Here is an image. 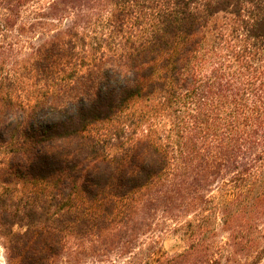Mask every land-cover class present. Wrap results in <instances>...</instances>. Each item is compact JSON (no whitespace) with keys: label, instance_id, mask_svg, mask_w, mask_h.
I'll use <instances>...</instances> for the list:
<instances>
[{"label":"trees","instance_id":"obj_1","mask_svg":"<svg viewBox=\"0 0 264 264\" xmlns=\"http://www.w3.org/2000/svg\"><path fill=\"white\" fill-rule=\"evenodd\" d=\"M0 244L4 264H259L264 0H0Z\"/></svg>","mask_w":264,"mask_h":264},{"label":"rangeland","instance_id":"obj_2","mask_svg":"<svg viewBox=\"0 0 264 264\" xmlns=\"http://www.w3.org/2000/svg\"><path fill=\"white\" fill-rule=\"evenodd\" d=\"M224 236V235H223ZM162 248L170 254L178 253L183 248V243L176 235L167 234L160 240ZM4 251L0 244V264H4ZM259 264H264V258Z\"/></svg>","mask_w":264,"mask_h":264}]
</instances>
